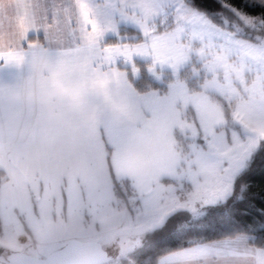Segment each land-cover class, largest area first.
I'll use <instances>...</instances> for the list:
<instances>
[{"label": "snow or ice", "instance_id": "obj_1", "mask_svg": "<svg viewBox=\"0 0 264 264\" xmlns=\"http://www.w3.org/2000/svg\"><path fill=\"white\" fill-rule=\"evenodd\" d=\"M258 168L264 0H0V264H264Z\"/></svg>", "mask_w": 264, "mask_h": 264}, {"label": "trees", "instance_id": "obj_2", "mask_svg": "<svg viewBox=\"0 0 264 264\" xmlns=\"http://www.w3.org/2000/svg\"><path fill=\"white\" fill-rule=\"evenodd\" d=\"M122 33L126 32L132 34L136 31V29L130 27L128 29L122 28L120 30ZM133 38H129L132 40ZM136 40L141 39V35H139ZM118 40L117 36H110L106 39V43H116ZM139 64L142 65V74L138 78L132 80L133 85L138 91H145L151 88H160L162 90L166 89V82H158L154 80L151 76H149L143 67L142 61H137ZM168 80V79H167ZM190 87L193 88L192 81H190ZM194 87H196L194 85ZM252 184V194L254 195V208H259V203L264 201V194H262L261 190L264 189V169H257L251 178ZM132 262L137 263L136 258L133 254H129L126 258L122 261V264H132ZM155 264V262H153Z\"/></svg>", "mask_w": 264, "mask_h": 264}, {"label": "rangeland", "instance_id": "obj_3", "mask_svg": "<svg viewBox=\"0 0 264 264\" xmlns=\"http://www.w3.org/2000/svg\"><path fill=\"white\" fill-rule=\"evenodd\" d=\"M123 27L126 28V29L132 27V28L136 29V31L134 33H132V34H129V33H126V32L121 33L120 32V29L123 28ZM119 32H120V35L121 36L131 37V38H134L135 39L139 35H141V38H142V33L140 32L139 28L136 25L132 24V23L121 22L120 25H119ZM111 35H115V34H112L111 33ZM137 60L143 61V67L145 68L147 74L150 75L154 80H156L158 82H163V83L166 82L167 89H166V91H163L162 93L167 92L168 91V83L175 78L172 75V70L168 66H166V65L163 68H160L159 66H157V71L162 73L161 78L160 79H157L153 74H151L148 71V67L147 66L151 63V57L134 56L133 57V63L138 67L139 72H138L137 75H133L132 72H131V64H125L123 62V60H120V62H122L125 66H127V67H125L126 70L129 71V73L131 74V76L134 79L135 78H138L139 76H141L142 70H143L142 69V65L139 64L137 62ZM193 67H197V68L199 67V62H198L195 54H192V56L190 57L189 62H187L185 64V66L183 68H181V70L179 72V75H180L181 78L186 79V83L188 84L189 87L191 85L190 84V81H192L193 88H195L194 85L197 87L198 81H197V78L192 75V69H193ZM132 264H137V263L132 262Z\"/></svg>", "mask_w": 264, "mask_h": 264}, {"label": "crops", "instance_id": "obj_4", "mask_svg": "<svg viewBox=\"0 0 264 264\" xmlns=\"http://www.w3.org/2000/svg\"><path fill=\"white\" fill-rule=\"evenodd\" d=\"M124 28V27H123ZM122 29V28H121ZM120 29V30H121ZM121 32V31H120ZM122 33V32H121ZM110 36H116V35H111V33H108V34H106V36H105V41H106V39L108 38V37H110ZM128 39L129 38H131V37H127ZM122 60V59H121ZM137 61H141V60H137ZM143 62V61H142ZM117 66L119 67V68H121L122 70H125V71H127L126 70V68L125 67H127V66H125L122 62H120V61H118V64H117ZM12 71H14V70H12ZM127 73H128V75H129V79H130V81H131V83H132V80L134 79L132 76H131V74L129 73V71H127ZM5 79H7L8 78V72L6 71L5 72ZM150 76V75H149ZM133 84V83H132ZM167 85V84H166ZM134 86V85H133ZM135 87V86H134ZM166 89H167V87H166ZM166 89L165 90H162V89H160V88H151V89H148V90H145V91H141V92H146V91H149V90H159L161 93L163 92V91H166ZM164 93H166V92H164Z\"/></svg>", "mask_w": 264, "mask_h": 264}]
</instances>
